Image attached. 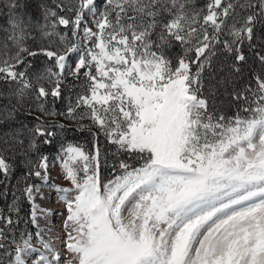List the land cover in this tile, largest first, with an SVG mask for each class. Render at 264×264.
<instances>
[{"label": "snow or ice", "instance_id": "snow-or-ice-1", "mask_svg": "<svg viewBox=\"0 0 264 264\" xmlns=\"http://www.w3.org/2000/svg\"><path fill=\"white\" fill-rule=\"evenodd\" d=\"M0 18V83L15 85L0 92V185L14 171L4 153L25 166L0 209V264H264V0H0ZM40 55L56 71L33 81ZM250 60L261 71L246 77ZM66 71L85 90L57 113L46 105ZM218 94L250 116L217 114ZM55 115L90 121L76 130L92 150L55 157L71 187L44 150L65 130ZM44 189L64 207L60 235ZM21 200L34 231L19 227Z\"/></svg>", "mask_w": 264, "mask_h": 264}, {"label": "trees", "instance_id": "trees-1", "mask_svg": "<svg viewBox=\"0 0 264 264\" xmlns=\"http://www.w3.org/2000/svg\"><path fill=\"white\" fill-rule=\"evenodd\" d=\"M207 2H208V0H193V5H194L196 10H199L201 8H204V6L206 5ZM2 22H3V20H2ZM61 31H65V30L61 28ZM70 39H71V37H70ZM37 43H39V42H37ZM28 46L30 48H35L36 44H33L31 41H29ZM169 53H171L170 55H172V53H176L178 55L181 53V49L177 45V46L173 47ZM29 59L32 61L33 66L31 68H29L27 70V72H28L29 77L32 78L33 81L35 80V78H33V76H32V74H33L32 70L34 68H35V70H41V67H43L44 63L47 65L46 68L53 67V70L56 71L55 67L53 66V62L49 61L43 55H40V56H37L34 58H29ZM41 64H42V66H41ZM249 70L259 72V71H261V66L258 63L250 60L249 64L246 65L245 69H244V73H245L246 77L248 76ZM82 78H83V75H81L80 80H74L73 77L71 76V77L67 78V82L71 85H74L77 82L83 81L84 78L83 79ZM41 83H43L45 87H49L47 81H41ZM14 87H15V85H14ZM9 88H11V85H5L3 83H0V92H6ZM59 102H61V99L53 101L51 98H49L46 106L48 108L56 109L57 106H59ZM2 103H6V101H3ZM25 103H26V105L31 104L32 101L27 100ZM215 103H216L217 114L222 113L226 117H232L236 114H239L242 117L250 116L249 113H244L242 110H240L241 109V102H233V101H231V98L227 95H219V97H216ZM49 122H55V121L49 120ZM58 123L63 124V121L57 122V124ZM67 129L71 132V134H69L67 136L58 134L54 146H47L44 149L48 156L55 154L58 151V149H57L58 147L61 149L63 146H66L69 143L74 144V145H79L85 151H90L87 148V146H85L87 139H90V138L93 139V137L88 132L77 131V130L73 129L75 131V133L72 134V131H73L72 127H67ZM0 130L6 131L7 127H4L3 129H0ZM86 134H89V135H86ZM98 142H99V146L101 148L102 157L107 162L106 164H102L101 175L104 178V180L107 181L108 179L112 178L111 165L114 162V157L112 154L114 149L112 148L111 145L108 144L107 140L105 139V137L103 135H100L98 137ZM4 154L8 158V162L11 163L13 165V168H14L12 180H11V183L7 186V189L5 190L4 185H0V193L7 191V195H0V209H4L5 211H7L8 205H10L11 199L13 198V192L16 191L15 185L17 184V181L22 177V175L25 171V166L21 163V160L23 159V157H21L19 155H14L11 152L4 153ZM120 158H125V157L121 156ZM129 163H135V161L129 160ZM16 194L20 195L19 192H16ZM20 208H21V211H20L19 215H20L21 222H20L19 227L22 229L27 227L28 230L34 231V229H32L31 224L25 225V223H24V221H26L28 219L29 205L27 204L26 201L21 200Z\"/></svg>", "mask_w": 264, "mask_h": 264}, {"label": "rangeland", "instance_id": "rangeland-1", "mask_svg": "<svg viewBox=\"0 0 264 264\" xmlns=\"http://www.w3.org/2000/svg\"><path fill=\"white\" fill-rule=\"evenodd\" d=\"M2 20H3V18H0V23H3ZM89 26L90 27L92 26L91 23H89ZM93 30H95V29H93ZM170 54L171 53H169V55ZM176 55H177L176 53H172L171 56L175 57ZM76 59H77L76 55H72L70 57V59L68 60L69 68L75 67ZM41 66H42V64H41ZM46 66L47 65L44 63L43 67H41V70H35V68H34L32 70L33 78L44 73ZM21 70H24V69H21ZM65 77L66 78L63 82V98H61V102H59V106H57L56 109L50 108L57 113L66 112L69 101L71 100L72 103H75L77 94L82 93L85 90L84 87H82L83 83H84V79H83L84 77L82 78L83 81L77 82L74 85H71L67 82V78L71 77V75L69 74L68 71L65 72ZM13 87H14V85H11V88H13ZM29 96H31L30 93H29ZM217 97H219V95H217ZM29 100H31V99H29ZM47 119L53 120V121H55V123L63 121V125L65 126V130L64 131L58 130V132H59V135L61 134L64 136L71 134V132L67 129V127H72V130L73 129L76 130L78 128L79 124L83 123V124L87 125L90 123V121H88V120H84V121L69 120V119H66L63 115L49 116V117H47ZM74 130L72 131V134L75 133ZM84 131L88 132L87 130H84ZM86 135H89V134H86ZM85 146H87V148L89 150H92L93 139L92 138L87 139ZM57 149H58V151L55 154L49 156L50 161H51V168H50L51 179L53 182H55L56 184H59L60 186L71 187L70 182L67 181L66 179H64V173L61 169L60 161L55 159V157H57L58 155H60V156L63 155V153L61 152V149L59 147ZM44 191L46 193H48V195L50 196V199L43 200V201L38 200L37 202L40 203L42 207L51 208L55 211V213L57 212L56 220H55V216L50 218L49 219V225L51 226L54 224L55 228L57 230L55 234L60 235L61 233L59 232V229L61 226V220L63 219V215H61V214L64 213V207L61 203H59L57 201L56 194L54 192H51L49 189H44ZM12 201H13V198L11 199V203H12ZM41 224L43 225V220H41ZM55 244L58 248H60V242L58 240L55 241ZM61 251H62V249H61Z\"/></svg>", "mask_w": 264, "mask_h": 264}]
</instances>
